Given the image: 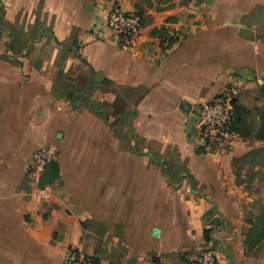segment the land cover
Here are the masks:
<instances>
[{
	"label": "crops",
	"instance_id": "0c3cea01",
	"mask_svg": "<svg viewBox=\"0 0 264 264\" xmlns=\"http://www.w3.org/2000/svg\"><path fill=\"white\" fill-rule=\"evenodd\" d=\"M172 2L0 0V264H66L68 249L188 264L204 246L217 264H264V215L237 180L264 150V0ZM115 5L143 14L130 48L106 26ZM166 28L179 37L163 48ZM225 88L251 123L207 153L193 113ZM41 149L56 166L43 186Z\"/></svg>",
	"mask_w": 264,
	"mask_h": 264
},
{
	"label": "built area",
	"instance_id": "2783aa9c",
	"mask_svg": "<svg viewBox=\"0 0 264 264\" xmlns=\"http://www.w3.org/2000/svg\"><path fill=\"white\" fill-rule=\"evenodd\" d=\"M106 26L116 36L120 47L124 49L132 47L144 29L135 13L126 12L118 5L106 12ZM178 37L177 30L166 28L161 37L162 47L168 48L177 41ZM234 99V89L225 88L211 103L199 106L194 111L192 137L201 141L205 152L214 153L219 147L237 139V133L232 129ZM50 159V153L45 149L37 151L33 156L31 173L36 184ZM38 193L41 198L43 190H39ZM180 255L188 264H217L215 253L208 246L195 248L193 251H182ZM66 264L96 263L86 254L72 251L67 255Z\"/></svg>",
	"mask_w": 264,
	"mask_h": 264
},
{
	"label": "trees",
	"instance_id": "16d2710c",
	"mask_svg": "<svg viewBox=\"0 0 264 264\" xmlns=\"http://www.w3.org/2000/svg\"><path fill=\"white\" fill-rule=\"evenodd\" d=\"M147 1L150 3V6H154L155 9H157V10L171 9L174 6L172 0H147ZM135 15H137L139 17L140 22L143 24L144 23L143 14L141 12H139V13L136 12ZM262 90H263V96H264V85L262 86ZM232 107H233L232 129L235 132H238L239 130L242 129V127L245 124L244 116L247 115V113L243 110L242 107L237 106V104L235 103V100L232 102ZM258 113H259V115H261V124L259 126V129L257 130V137L260 138L261 140H264V130L261 127V125L264 126V108H263V110L261 112H259V110H258ZM260 153H263L262 150L255 151L253 153L247 154V155L243 156L239 161H244L245 159H249L251 157V160H249L250 165H254L255 166L257 162H255L253 160V158L256 157V155H258ZM50 165L51 166H48V165L46 166V168L44 170V173L41 175V177L39 179V182H38L39 186H43L45 184H49V183H51L53 181L52 178L50 179V177H53L54 175H56L55 174L56 173V166L53 163H51ZM254 230H255V227L253 226V229H251L250 235L248 237L249 239L252 237V233H253V236H257L258 237L259 234L254 235ZM208 234H209L208 231H206L204 233V240H205L206 243H208L210 241ZM247 242H248L247 244H249V247L252 246L249 241H247ZM72 251H76V250L68 249L66 251L65 258H64L65 262H66L67 255L70 252H72Z\"/></svg>",
	"mask_w": 264,
	"mask_h": 264
},
{
	"label": "rangeland",
	"instance_id": "374dc122",
	"mask_svg": "<svg viewBox=\"0 0 264 264\" xmlns=\"http://www.w3.org/2000/svg\"><path fill=\"white\" fill-rule=\"evenodd\" d=\"M245 121L251 123V115H245L244 116ZM261 127L264 130V126L261 125ZM253 129L256 128L255 125L252 127ZM263 153H260L256 155V157L253 158V160L256 163L255 170L254 166L244 167V164L240 163L237 166V179L241 184L243 188L248 189L249 192L255 197L252 198L253 206L258 207V210H260V213L263 215L264 213V170L260 173V169L264 168V150ZM251 160V157L248 159V161ZM247 162V161H246ZM259 171V174H257ZM252 178H256L255 180H252ZM262 222H264V217L262 218Z\"/></svg>",
	"mask_w": 264,
	"mask_h": 264
},
{
	"label": "water",
	"instance_id": "95a60500",
	"mask_svg": "<svg viewBox=\"0 0 264 264\" xmlns=\"http://www.w3.org/2000/svg\"><path fill=\"white\" fill-rule=\"evenodd\" d=\"M157 234H158V230H154V231H153V235H154V236H157Z\"/></svg>",
	"mask_w": 264,
	"mask_h": 264
}]
</instances>
